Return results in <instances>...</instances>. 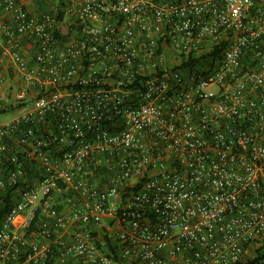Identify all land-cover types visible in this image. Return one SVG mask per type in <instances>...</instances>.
<instances>
[{
  "label": "built area",
  "instance_id": "obj_1",
  "mask_svg": "<svg viewBox=\"0 0 264 264\" xmlns=\"http://www.w3.org/2000/svg\"><path fill=\"white\" fill-rule=\"evenodd\" d=\"M67 1L69 41H56L57 14L0 3L14 14L3 55L23 84L12 97L0 73V109L18 108L0 121V264L253 258L264 0Z\"/></svg>",
  "mask_w": 264,
  "mask_h": 264
},
{
  "label": "crops",
  "instance_id": "obj_2",
  "mask_svg": "<svg viewBox=\"0 0 264 264\" xmlns=\"http://www.w3.org/2000/svg\"><path fill=\"white\" fill-rule=\"evenodd\" d=\"M3 1L4 0H0V3ZM68 6L69 3L67 0H27V8L33 13L41 15L51 12L58 15L59 23L56 26L55 32L56 41H69L76 36V27L73 25L74 18L73 15L68 12ZM13 22L14 14L0 7V73L4 76L7 69L10 68V71H12L14 64L11 58L3 55L2 49L7 42V38L1 27L4 25H11ZM33 41H35L33 38L26 37L23 38L20 43V51L29 60L33 59L37 51ZM13 73L15 74V72ZM11 75L13 74L11 73ZM2 116H0V118Z\"/></svg>",
  "mask_w": 264,
  "mask_h": 264
},
{
  "label": "rangeland",
  "instance_id": "obj_3",
  "mask_svg": "<svg viewBox=\"0 0 264 264\" xmlns=\"http://www.w3.org/2000/svg\"><path fill=\"white\" fill-rule=\"evenodd\" d=\"M13 72H14L13 69H12V71H10V68H9V69H7L6 74H5L6 81H7V84H8V92H9V95H11L12 97H13V94L17 90H19V89H21L23 87V84H22L20 78L17 75H15ZM11 73L13 75H11ZM11 101H12V99H11ZM6 108H9V107H6ZM17 110H18L17 107H13L12 111H8L6 113V115H4V116H2L0 118L1 122H7V121L11 120L15 116V112Z\"/></svg>",
  "mask_w": 264,
  "mask_h": 264
},
{
  "label": "trees",
  "instance_id": "obj_4",
  "mask_svg": "<svg viewBox=\"0 0 264 264\" xmlns=\"http://www.w3.org/2000/svg\"><path fill=\"white\" fill-rule=\"evenodd\" d=\"M214 53H216V51H214ZM197 63H199V61L191 60L189 62L183 63L182 67H187L189 65L195 66ZM8 111H12V108H1L0 116L6 114ZM113 252L117 253V249L113 248ZM116 256H118V254H116ZM240 264H264V245L255 250V255L253 258L248 259Z\"/></svg>",
  "mask_w": 264,
  "mask_h": 264
}]
</instances>
